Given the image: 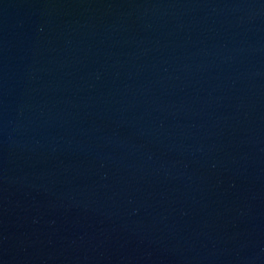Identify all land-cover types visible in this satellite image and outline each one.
Here are the masks:
<instances>
[{
    "label": "water",
    "instance_id": "1",
    "mask_svg": "<svg viewBox=\"0 0 264 264\" xmlns=\"http://www.w3.org/2000/svg\"><path fill=\"white\" fill-rule=\"evenodd\" d=\"M0 264H264V0H0Z\"/></svg>",
    "mask_w": 264,
    "mask_h": 264
}]
</instances>
